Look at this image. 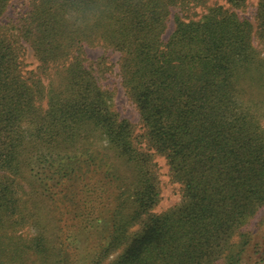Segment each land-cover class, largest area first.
<instances>
[{"label": "trees", "instance_id": "1", "mask_svg": "<svg viewBox=\"0 0 264 264\" xmlns=\"http://www.w3.org/2000/svg\"><path fill=\"white\" fill-rule=\"evenodd\" d=\"M210 1L25 0L4 20L0 0V264L241 263L264 207V0L255 30L247 0ZM159 156L181 189L162 212Z\"/></svg>", "mask_w": 264, "mask_h": 264}, {"label": "rangeland", "instance_id": "2", "mask_svg": "<svg viewBox=\"0 0 264 264\" xmlns=\"http://www.w3.org/2000/svg\"><path fill=\"white\" fill-rule=\"evenodd\" d=\"M220 3H224V0H218ZM259 0H247L244 7L236 9V12L241 17V19L248 20L252 23L254 30L257 28V8ZM216 0L210 1V5L214 4ZM227 5V4H226ZM25 7V0H12L4 20L11 17L16 18L18 13ZM206 11L205 8L199 7L192 14L198 19ZM179 11H173V17L169 23V27L166 31L165 37L173 33L176 28L175 14ZM180 13V12H179ZM182 14V13H181ZM254 45L257 47L258 51L264 56V45L259 41L257 35L254 38ZM89 55L97 59L103 55L109 58V62L112 65L111 71H109L101 79L102 85L111 90L114 95V102L116 108L121 113L122 117L128 118L134 123H137L138 128L141 126L139 113L134 106V104L128 98L124 87L121 84V77L119 74V53L112 50H105L104 48H89ZM28 68H34L37 64V59L31 49L27 52L26 59ZM158 170L161 179V185L163 188L162 198L159 205L156 207V212H162L168 208L176 205L181 200V189L177 182L171 179L169 174V166L167 165L166 159L162 156L157 158ZM247 230L252 232V241L246 247L243 259L240 264H264V207L259 211L257 216L252 220Z\"/></svg>", "mask_w": 264, "mask_h": 264}]
</instances>
